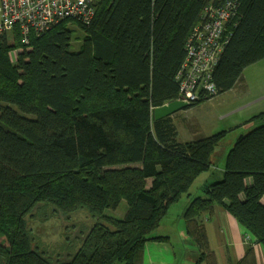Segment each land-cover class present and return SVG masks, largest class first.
<instances>
[{"label": "trees", "instance_id": "1", "mask_svg": "<svg viewBox=\"0 0 264 264\" xmlns=\"http://www.w3.org/2000/svg\"><path fill=\"white\" fill-rule=\"evenodd\" d=\"M210 2L98 0L92 24L75 23L85 33L79 51L68 21L31 32L28 44L18 27L11 41L0 36V264H142L148 242L168 239L152 234L226 136L181 142L173 119L153 113L178 98L186 43ZM237 21L213 74L218 95L264 59V0H241ZM203 191L183 213L198 264H218L200 222L217 206L264 246V126L237 140L223 180ZM122 200L125 218L107 217ZM80 210L98 222L76 237V251L54 260L33 249L35 212L69 220Z\"/></svg>", "mask_w": 264, "mask_h": 264}, {"label": "rangeland", "instance_id": "2", "mask_svg": "<svg viewBox=\"0 0 264 264\" xmlns=\"http://www.w3.org/2000/svg\"><path fill=\"white\" fill-rule=\"evenodd\" d=\"M68 28L73 31L72 50L79 51L85 33L75 23H70ZM9 37L11 41L13 35L10 34ZM15 56L16 52H11L13 59ZM240 82L232 90L183 110L173 118L180 141L227 132L224 141L211 158L216 169L222 167L224 157L233 149L241 136L264 126V117L256 118L264 113V60L248 67ZM216 171L211 172L219 173ZM196 191L195 187L189 193L195 195ZM186 195L178 205L173 207L169 219L164 220L161 229L154 232L152 236L174 235V242L181 239L192 240L184 233L182 234V230L185 229V220L182 218L181 210L187 201ZM128 209L127 202L122 200L117 209H109L105 215L110 218L124 219ZM50 211L39 213L37 211L33 217L28 218L32 247L53 255L54 260L59 258L60 253L62 254L60 257L66 258L69 252L65 253L62 249L68 247L70 251H76L80 246L76 237L89 231L98 220L84 210L72 214L69 220L58 212L56 214ZM74 224L76 228L73 229L71 226ZM177 247L182 252L183 245ZM180 258L184 257L180 256ZM186 261L187 259L182 263Z\"/></svg>", "mask_w": 264, "mask_h": 264}, {"label": "built area", "instance_id": "3", "mask_svg": "<svg viewBox=\"0 0 264 264\" xmlns=\"http://www.w3.org/2000/svg\"><path fill=\"white\" fill-rule=\"evenodd\" d=\"M98 0H0V36L18 27L26 44L64 21L90 26ZM155 2L156 0H152ZM241 0H211L187 40L185 60L177 73L176 100L194 104L218 96L214 71L233 29L238 26Z\"/></svg>", "mask_w": 264, "mask_h": 264}, {"label": "crops", "instance_id": "4", "mask_svg": "<svg viewBox=\"0 0 264 264\" xmlns=\"http://www.w3.org/2000/svg\"><path fill=\"white\" fill-rule=\"evenodd\" d=\"M180 113L181 112L173 115L171 118L173 119ZM194 139L181 142H189L193 141ZM226 159L227 155L224 157V164L222 167L216 169L213 166L209 171L204 172L196 179L191 189L193 190L196 187L197 191L195 195H192L189 193L191 191L190 189L187 194L188 196L185 194L187 201L184 203L183 209L181 210L182 214L189 205L191 198L199 196L204 197L203 190L205 188L223 180ZM214 170H217L216 172L219 173L211 172ZM246 182L247 185L250 186L252 184V179H248ZM151 184L152 180H149V187H151ZM183 197L184 195L182 198ZM179 202L170 208L168 216L164 220L169 219L173 207L178 205ZM262 203L264 204V199L262 200ZM200 222L205 226L209 247L211 251L214 252L218 264H239L244 259L248 260L247 264H264V246L261 243H258L257 240H255L254 237L222 207L217 206L215 208V213L212 216L202 215ZM163 224L164 221H162L160 227L157 230H160ZM182 231V234L184 233L185 236L189 237L187 234L186 223L185 229ZM154 237H167L168 239L165 241L148 242L145 246L142 264H178V261L179 264H198L200 249L193 240L181 239L174 242V235H158ZM178 245H183L182 252L179 251L177 247ZM180 256H183L184 258H180ZM185 259H187V261L182 263ZM199 264L207 263L203 261Z\"/></svg>", "mask_w": 264, "mask_h": 264}, {"label": "water", "instance_id": "5", "mask_svg": "<svg viewBox=\"0 0 264 264\" xmlns=\"http://www.w3.org/2000/svg\"><path fill=\"white\" fill-rule=\"evenodd\" d=\"M189 108H191V104L175 100L162 107L156 108L153 112L154 118L155 120H161L167 117H172L173 115Z\"/></svg>", "mask_w": 264, "mask_h": 264}]
</instances>
